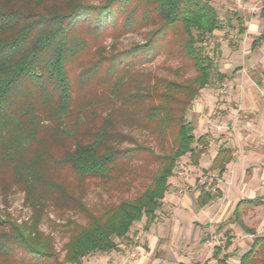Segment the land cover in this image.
<instances>
[{
    "label": "trees",
    "instance_id": "1",
    "mask_svg": "<svg viewBox=\"0 0 264 264\" xmlns=\"http://www.w3.org/2000/svg\"><path fill=\"white\" fill-rule=\"evenodd\" d=\"M133 1L108 0L102 5L88 6L80 0H0V171L8 167L35 209L48 199L69 206L76 201L69 187L52 175L55 168H71L81 182L91 176L111 177L120 152L110 145L115 135L110 129L115 110L98 130L95 141H76L61 160L55 159L51 150L74 139V126L70 124L75 99L71 71L77 64L81 66L90 46L85 37L78 35V25L96 13L88 26L89 32L95 34L96 30L114 22V4L127 6ZM211 1L136 0L135 9L128 14L126 27L136 26L140 23L135 19L136 10L143 7L141 20L154 25V35L161 38L173 28H180L181 49L197 71L193 79L169 82L160 92L158 102L149 104L146 121L160 137L171 134L174 139L173 148L161 157L162 163L154 173L152 184L137 198L123 201L104 214H87L88 224L76 225L63 257L52 246L50 238L44 239L39 216L25 226L0 217V225H9V230H0L3 262L16 264L15 254L22 251L19 255L25 254L22 258H27L29 264H81L91 254L117 251V239L126 238L136 222L146 218L148 230L156 221L178 161L190 153L194 165H198L208 146L205 136H195L187 112L191 102L218 72L214 60L201 46L207 36L221 30V20ZM261 41H264V32L253 47ZM153 44L148 41L132 51L149 54ZM88 71H81L83 79L87 78ZM123 80L116 84L115 92ZM132 97L136 102L140 96ZM45 154L51 157L47 159ZM234 159L232 149L221 145L210 170L222 177ZM221 195L220 191L217 195L203 191L201 204ZM259 203L260 199L242 200L235 211L236 221L244 226L243 215ZM247 231L256 234L254 230ZM221 252V247H215L214 257ZM226 260L221 263L228 264ZM256 263L264 264V236L256 237L251 250L241 259V264Z\"/></svg>",
    "mask_w": 264,
    "mask_h": 264
},
{
    "label": "rangeland",
    "instance_id": "2",
    "mask_svg": "<svg viewBox=\"0 0 264 264\" xmlns=\"http://www.w3.org/2000/svg\"><path fill=\"white\" fill-rule=\"evenodd\" d=\"M80 1L88 6H98L108 0ZM135 1L124 5L125 7L114 4V22L111 21L100 31L96 30L95 34L89 32L88 26L96 13L93 12L78 25V35L85 37L90 46L82 58L81 66L77 64L71 71L75 99L70 124L74 126V139L66 140L62 142L63 147L57 145L51 150L52 156L61 160L76 141H95L98 130L115 110L114 122L110 126L115 135L110 139V145L120 152L111 177L101 179L91 176L81 182L71 168H55L52 175L58 182L69 187L76 201L69 206L60 204L55 199H48L39 209H35L31 201L27 200L24 187L15 182L8 167L0 171L2 220H11L25 226L31 225L35 217L39 216L40 232L44 239L50 238L48 240L56 251L62 253V257L76 225L88 224L87 214H104L123 201L137 198L152 184L154 173L161 166V157L173 148L174 139L171 134L165 138L160 137L153 125L146 121L149 104L152 101L158 102L160 92L169 82H183L197 75L193 63L181 49L180 28H173L164 38L155 36L156 27L141 20L144 9L138 5L135 19L140 23L126 27L129 11L134 10L137 4ZM211 4L221 20V30L207 36L201 46L206 55L214 60L218 72L205 88L211 93L209 103L200 100L205 95L203 89L191 102L187 120L193 124L197 138L206 137L208 146L205 151L212 148L216 150L219 143L223 142L233 150L235 166H243L222 177L210 169L200 172L209 180H212L213 174L216 175L215 182L222 193L217 201L230 212L238 199L264 195V134L258 121L254 129L252 119L256 116L243 107L242 94L245 88L243 81L241 82L242 78L251 77L253 71L259 75L264 71V42L256 50H252V44L264 31V0H212ZM148 41L154 42V49L149 54L132 51ZM83 69L90 71L86 79L80 75ZM121 78H124V83L115 92V86ZM254 93L264 102V79L262 87L254 86ZM132 96L140 97L135 102ZM257 114L258 120H262L260 117L264 115V109ZM228 116H232V119L225 118ZM219 125L223 126L222 130L218 129ZM246 128L251 131L248 132ZM45 156L47 159L51 157L50 154ZM250 156H255L258 160L252 161ZM191 164L194 161L188 153L178 161L174 176L182 166ZM255 173L258 176L257 185L250 186L249 180ZM196 174L198 173H191L192 178L186 183V194L194 193L199 198L201 193L197 191L194 179ZM172 178L169 180L170 184ZM171 188L170 185L165 197ZM178 195L182 197L185 194ZM164 199L162 207L157 211L159 218L165 214ZM257 209L248 210L246 215L255 212L252 217L254 220L249 221L248 225L259 228L263 235L264 221L260 223L257 220H260L259 213L264 215V205ZM146 223V218L136 222L126 238L117 239L119 249L111 252L114 253L113 257L109 256L111 253H94L84 258L81 264H115V256L121 257L126 263L133 261L131 255L135 252L140 254L139 248H145L147 243L141 237L146 230ZM3 229L9 230V225H0V230ZM232 233L209 228L204 231L203 238L212 250L215 247L224 250L228 243L232 244L231 250L235 252L233 261L236 263L240 251L250 244L251 237L247 236L249 241H245L236 232L235 235ZM17 253L16 264H29L27 258H22L25 254L19 255L22 251ZM0 264L8 263L0 259Z\"/></svg>",
    "mask_w": 264,
    "mask_h": 264
},
{
    "label": "crops",
    "instance_id": "3",
    "mask_svg": "<svg viewBox=\"0 0 264 264\" xmlns=\"http://www.w3.org/2000/svg\"><path fill=\"white\" fill-rule=\"evenodd\" d=\"M263 42L264 41L258 43L255 48L253 47V43L252 50H256L257 47ZM263 74L264 71L261 73V75H259L256 71H253L251 77L248 79L242 78L241 82L243 81L242 85L245 88L243 89L242 94L243 107L246 109V111L249 110V113L256 116L252 119L254 129H256V122L258 121L264 134V115L260 117L262 120H258L257 118L259 116L257 113L260 112L261 109H264V102H262L260 97L254 93V86L257 88L263 86ZM203 91L205 95L200 100H202L203 103H209L211 93L206 89ZM225 118H229L231 120L232 116ZM246 130L248 132L251 131L247 128ZM261 130L259 131L261 132ZM221 145H225L226 147L230 148L228 144L220 142L218 149L215 150L212 148L208 152L204 151L200 157L198 165L191 164V166H187L190 172L195 174L200 173L205 169H211L213 160L217 156ZM250 157L252 161L258 160V158L255 156ZM241 166L242 164L235 166V162L233 160L228 165L227 171L225 173H229L231 170H235L236 172L237 167L239 169ZM257 177L258 176L255 173L253 177L250 178V186L257 185ZM194 179H192V181H194ZM177 182L178 179L174 176L171 180V191L164 199L163 208L165 210V214L167 215L163 214L160 218L157 217L156 221L151 225V227L141 234V237L147 242L145 248H139L140 254L135 252L137 257L140 256L141 258H132L134 259L133 261L126 263L121 259V257L115 256V264H222L221 262L225 258H227L226 261L228 264H241L242 257L251 250L254 239L258 236H264V234H260L259 228L248 225L249 221L252 222L254 220L252 217L255 215V212H250L248 215L245 213L243 215L244 226H242L235 219V211L238 204L242 200L260 199V203L253 207V209L262 207L264 205V195L243 199L240 198L235 203L232 210L227 212V209L224 208L226 206L222 207L217 201L218 198L202 205L200 201L201 195L199 198H196L194 193H187L180 197L177 194L176 188L174 186ZM251 209L252 208L249 210ZM259 214L260 220L257 221L263 223L262 221H264V215L261 213ZM209 228H216L220 230V232L224 231L225 233L232 231V235H235L236 232L237 235L242 236L245 241L249 239L246 238L247 236L251 237L250 244L240 251L238 262L235 263V261H233V258H235V252L231 250L232 244L229 245V247L224 248V250H222V252L219 253L217 257H214V250L210 249L207 243L204 242L203 238L204 231H207ZM248 229L254 230L256 234H251L247 231ZM113 255L114 253H111L109 256L113 257Z\"/></svg>",
    "mask_w": 264,
    "mask_h": 264
},
{
    "label": "built area",
    "instance_id": "4",
    "mask_svg": "<svg viewBox=\"0 0 264 264\" xmlns=\"http://www.w3.org/2000/svg\"><path fill=\"white\" fill-rule=\"evenodd\" d=\"M219 130L223 129V126L219 125L218 126ZM215 172V171H213ZM190 170L185 167L182 166L180 171L177 172L176 174V178L178 177V182L174 185L177 193L180 195H184L187 192V182H190V179L192 178L191 176ZM216 173V172H215ZM219 176V174H217ZM216 175L213 174L212 176V180H209L205 177V175L203 173H198L195 177L196 179V185H197V191L199 193H202L203 191H208L211 195H217L219 192V188L217 187V183L215 182V177ZM218 178V177H217ZM132 258H136L137 254L133 253Z\"/></svg>",
    "mask_w": 264,
    "mask_h": 264
}]
</instances>
